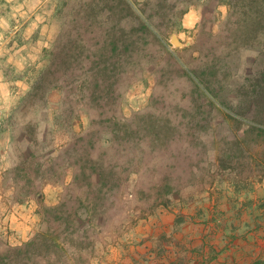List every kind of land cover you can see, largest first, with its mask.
Segmentation results:
<instances>
[{
	"label": "rangeland",
	"instance_id": "1",
	"mask_svg": "<svg viewBox=\"0 0 264 264\" xmlns=\"http://www.w3.org/2000/svg\"><path fill=\"white\" fill-rule=\"evenodd\" d=\"M135 2L137 14L110 10L114 0H0V237H59L49 264H264V35L218 0ZM61 35L64 58L38 90ZM111 116L131 128L110 151ZM156 124L168 143L139 142ZM127 154L129 181L84 199L80 164ZM169 173L179 191L168 209L152 206ZM163 230L178 238L170 252H160ZM178 250L189 258L178 262Z\"/></svg>",
	"mask_w": 264,
	"mask_h": 264
},
{
	"label": "trees",
	"instance_id": "2",
	"mask_svg": "<svg viewBox=\"0 0 264 264\" xmlns=\"http://www.w3.org/2000/svg\"><path fill=\"white\" fill-rule=\"evenodd\" d=\"M220 3H226L229 5V13H230V18H239L242 20L246 26V30H248L250 33H255L260 35H264V0H218ZM116 3V4H115ZM117 6H123L126 9H128L130 14H137L136 8L141 11L143 10L141 7L137 6L135 0H114V4L110 5V10H115ZM186 11V10H185ZM141 27H147L148 24L141 22ZM121 27V26H120ZM118 28L115 25V29ZM122 31H124V27L120 28ZM63 40V35L60 36V40L58 42V45L56 48L51 50L52 54V61L50 65L40 74L39 78L35 82V88L36 89H43L47 85V80L48 82L51 81V73H55L56 71V66H57V59L64 58V55H62V51L64 46L66 45ZM120 40L116 38V40L108 41L105 39V45L108 48L115 49L118 47ZM71 41V39H70ZM72 43H77V40L74 39ZM172 55V53H171ZM174 56V55H172ZM91 79V78H90ZM85 88L92 86V81L91 80H85L84 82ZM110 121L113 122L114 124H117L116 127L111 128L112 136H113V144H107L104 145L101 143V147L105 146V148H111L114 147L115 143L117 140L120 138V136L124 138H129L130 133H129V127L130 126H118L117 123V118L115 116L110 117ZM160 126L156 124L154 126L155 130L157 127ZM144 127V126H143ZM143 127H140V129H137L133 131V133H137V135H140L142 133ZM131 128V127H130ZM144 128H149V127H144ZM262 131H264V127H258ZM150 130V129H149ZM145 133L140 136L142 137L139 142H143L144 139L146 140V137H151L153 138V141L155 140L157 143H162V144H167V138H169V134H164L162 135L160 133V130H156L149 134V131H144ZM129 135V136H128ZM87 137V134H82L80 136L81 140H85ZM75 143V137L72 135L71 140L67 143V145H70L71 143ZM143 146V145H142ZM141 146V147H142ZM91 148V147H90ZM141 149V148H140ZM140 149L134 148V151L136 152L137 157L143 158L145 156V151H140ZM86 151V154L89 155V159L91 158V150L89 147H85L84 149ZM109 150V149H108ZM105 150L103 153L107 154L110 151ZM126 151V149L124 148ZM115 157V154L113 155ZM34 157V154L31 153L26 159L31 160ZM102 158V157H101ZM100 158V159H101ZM140 162L141 159H139ZM222 160V158H220ZM44 162V161H43ZM122 162L125 163H120L118 165L115 164H109L104 165L100 163H95L92 168H88L89 164L82 165L80 164V168L76 169V178L79 177V170H80V180L82 181L81 184V191L84 194V199H91V191L94 189V186H99L100 190H102L103 186L105 185H111L112 188H119L121 186V177H125L127 181L130 179V174L131 171L134 169L131 166V162H133V159H129V155L127 154L126 157H124V160ZM136 171V170H135ZM174 173V172H173ZM172 174H167L165 176H162V178L159 179L157 182V185L154 189H156V194H153L152 196H147L148 203H150L152 206L155 207H169L170 202L172 201V194H175L177 192V188L174 184V182L171 180L172 179ZM30 179V178H28ZM28 185H33V182L29 180L27 182ZM179 191V190H178ZM95 193L98 194L95 190ZM96 197V196H95ZM90 201H95V200H90ZM63 204H65V201L63 200L60 204L52 207L45 206L44 207V213L50 212L52 210L60 208ZM168 209V208H167ZM183 216L185 214L182 213H177V218L175 219L174 224L177 226L179 225L181 221H183ZM72 217V216H71ZM96 217V216H95ZM58 223L60 225L63 224H71V218L70 216H60L57 218ZM76 223V219L73 220ZM79 221V220H78ZM82 223V220H80V223ZM177 230V229H175ZM157 240L159 241V248L160 252H165V251H171L168 245L170 242H172L174 245L177 243L178 238L173 234L166 232V230H163L158 236ZM67 242V241H66ZM62 242L60 238L58 237L57 239H53V242H50L48 237H47V232H40L36 236H34L32 239L26 241L25 243L21 245H10L5 242H3L2 238L0 237V264H49L51 256H55L59 253L61 250ZM176 259L178 262L181 260H185L189 258L183 253V251L178 250L176 251ZM177 263V261L175 260ZM204 264V263H203ZM210 264V263H206Z\"/></svg>",
	"mask_w": 264,
	"mask_h": 264
},
{
	"label": "water",
	"instance_id": "3",
	"mask_svg": "<svg viewBox=\"0 0 264 264\" xmlns=\"http://www.w3.org/2000/svg\"><path fill=\"white\" fill-rule=\"evenodd\" d=\"M171 41L174 45H182L183 42L181 41V39L178 37V35L175 33L172 35Z\"/></svg>",
	"mask_w": 264,
	"mask_h": 264
},
{
	"label": "crops",
	"instance_id": "4",
	"mask_svg": "<svg viewBox=\"0 0 264 264\" xmlns=\"http://www.w3.org/2000/svg\"><path fill=\"white\" fill-rule=\"evenodd\" d=\"M257 253V252H256ZM258 257L263 259L264 258V254L261 255V252H258ZM257 258V257H256Z\"/></svg>",
	"mask_w": 264,
	"mask_h": 264
}]
</instances>
